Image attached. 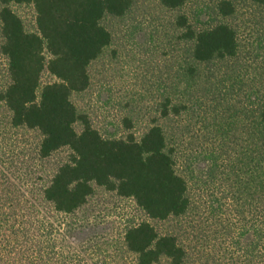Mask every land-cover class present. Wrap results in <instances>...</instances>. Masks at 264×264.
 Segmentation results:
<instances>
[{
    "label": "trees",
    "instance_id": "trees-1",
    "mask_svg": "<svg viewBox=\"0 0 264 264\" xmlns=\"http://www.w3.org/2000/svg\"><path fill=\"white\" fill-rule=\"evenodd\" d=\"M138 1L0 0V53L8 60L0 101L12 111L14 126L40 133L37 161L70 150L51 173L33 163L22 178L0 165V264H264V85L245 91L247 102L239 100L242 47L232 0H219L215 22L203 27L185 14L177 18L187 56L159 102V116L139 139L106 136L73 100L89 88L91 65L114 41L104 18L125 17ZM161 2L178 10L188 0ZM15 3L35 6L37 31L26 29ZM45 71L55 80L39 94ZM219 79L229 82L225 98L239 95L227 120L234 129L217 127L232 145L183 151L162 121L193 116L199 103L194 87L205 80L204 93L212 86L216 91ZM95 185L135 199L151 219H193L174 231L143 220L114 235L81 239L74 217ZM197 190L211 197L203 198L206 220Z\"/></svg>",
    "mask_w": 264,
    "mask_h": 264
},
{
    "label": "rangeland",
    "instance_id": "rangeland-1",
    "mask_svg": "<svg viewBox=\"0 0 264 264\" xmlns=\"http://www.w3.org/2000/svg\"><path fill=\"white\" fill-rule=\"evenodd\" d=\"M218 1L188 0L184 8L170 10L161 0H139L125 17L106 16L103 24L113 33L114 41L91 65L89 88L73 95L79 111L87 114L92 125L106 136L134 134L139 139L159 116V102L166 90L177 82L178 70L187 56L188 46L180 38L182 30L176 28L177 18L185 14L197 27L213 23L216 17L212 15V9ZM232 1L237 10L232 22L238 29L242 47L236 67V77L243 85V88H236V93L240 90L241 96L232 98L230 92L229 102L225 101L229 82L224 79L215 81L218 83L216 91L214 86H209V92L204 93L203 88L209 83L204 80L194 87V97L199 98V103L193 116H172L168 121H162L177 134L178 145L188 153L204 151L208 146L232 145L225 142L222 132L230 131L231 127L234 129L231 121L227 122L235 112L234 106L242 99L247 102L245 91L248 92L253 85H264V5L251 0ZM12 7L28 31L38 30L37 11L33 4L15 3ZM7 64V58L0 53V90L7 82ZM227 67L224 64V68ZM54 80L55 77L45 71L39 94L46 83ZM219 125H222L221 134H217ZM81 128L82 124L78 123L77 129ZM40 138L37 131L14 126L12 111L0 101V165L5 163L22 178L26 167L33 163L43 165L45 173H51L68 158L70 150L59 151L47 161H37L36 147ZM205 165L201 162L200 167ZM204 192H199L201 194L197 197L200 198L199 213L206 220ZM205 198L211 199L210 196ZM191 217L168 221L151 219L135 199L95 185L94 193L74 219L82 227L79 237L85 239L96 233L114 235L127 225L143 220L150 221L161 232L174 231L185 226L187 220L193 219Z\"/></svg>",
    "mask_w": 264,
    "mask_h": 264
}]
</instances>
